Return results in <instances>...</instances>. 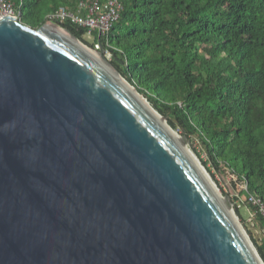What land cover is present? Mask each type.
Returning a JSON list of instances; mask_svg holds the SVG:
<instances>
[{"label": "water", "instance_id": "95a60500", "mask_svg": "<svg viewBox=\"0 0 264 264\" xmlns=\"http://www.w3.org/2000/svg\"><path fill=\"white\" fill-rule=\"evenodd\" d=\"M133 91L102 47L0 18V264H264Z\"/></svg>", "mask_w": 264, "mask_h": 264}, {"label": "trees", "instance_id": "16d2710c", "mask_svg": "<svg viewBox=\"0 0 264 264\" xmlns=\"http://www.w3.org/2000/svg\"><path fill=\"white\" fill-rule=\"evenodd\" d=\"M10 1L19 22L38 29L48 14L80 0ZM119 1L123 9L105 38L93 34L89 42L84 28L53 23L89 47L100 41L117 72L173 130L196 139L215 167L246 185V207L264 229L248 202L252 196L264 205V0ZM250 240L264 262V243Z\"/></svg>", "mask_w": 264, "mask_h": 264}, {"label": "built area", "instance_id": "2783aa9c", "mask_svg": "<svg viewBox=\"0 0 264 264\" xmlns=\"http://www.w3.org/2000/svg\"><path fill=\"white\" fill-rule=\"evenodd\" d=\"M122 9L123 6L119 0H80L74 9L61 6L53 13L48 14L46 20L51 23L54 21L60 23L70 22L87 30L88 37L94 39L93 34H96L98 38H105L119 18ZM14 14L11 1L0 0V18L3 16H16ZM95 47L98 50L101 48L100 41L95 44ZM106 55L110 57L107 52ZM242 186V190H246V185L243 184ZM248 202L258 208V213L264 219V205L261 200L249 196Z\"/></svg>", "mask_w": 264, "mask_h": 264}, {"label": "rangeland", "instance_id": "374dc122", "mask_svg": "<svg viewBox=\"0 0 264 264\" xmlns=\"http://www.w3.org/2000/svg\"><path fill=\"white\" fill-rule=\"evenodd\" d=\"M85 39L88 40L89 42H93V38L88 37L87 35L85 36ZM82 44L85 47H87L89 50H91L92 52L98 51L95 45H94V48H92V47L85 45L83 42ZM106 57L108 61L111 62V59H112L111 56L109 57L106 55ZM166 122H167V118H166ZM174 131L179 135L180 138L181 137L186 138L187 149L191 152V154L195 157L197 161L199 160L198 161L199 164L204 169L208 177L209 178L211 177L210 180L215 184V186H217L216 188L220 192L221 196L222 197L228 196L230 204H231V209L234 215L237 217V220L239 221L243 230L248 235L249 239L251 236L259 244L264 243V229L259 225L258 221L256 220L254 212L249 211L246 207L247 198L244 194H242L243 184L238 182L235 176L228 169L222 166L215 167L208 160V157L204 151V148L200 145V143L196 139L194 138L189 139L188 137H186L183 131L179 127ZM196 153L199 155V157L196 155ZM202 161L206 162L207 165L204 166ZM236 209L239 210L240 216L236 214V211H235Z\"/></svg>", "mask_w": 264, "mask_h": 264}, {"label": "bare ground", "instance_id": "6f19581e", "mask_svg": "<svg viewBox=\"0 0 264 264\" xmlns=\"http://www.w3.org/2000/svg\"><path fill=\"white\" fill-rule=\"evenodd\" d=\"M59 32L63 35H67L63 30H59ZM96 52V51H95ZM95 56H97L96 54H94ZM98 57V56H97ZM134 92V91H133ZM135 93V92H134ZM136 94V93H135ZM153 114L154 116L160 121V118L159 116H157V114L154 112V110L140 97L138 96L137 94L135 95ZM161 122V121H160ZM163 124V122H161ZM170 134L177 140L179 141V135L174 131V133L170 132ZM188 155L192 158V160L195 162V164L199 167V169L202 171V173L205 175V177L209 180L210 178L207 177V175L205 174L204 170L200 167V164H199V160L197 161L194 156L191 154V152H189V150L187 151ZM209 182L212 184V186L215 188V190L219 193V195L221 196L220 192L217 190V186H215V184L209 180ZM222 197V196H221Z\"/></svg>", "mask_w": 264, "mask_h": 264}]
</instances>
